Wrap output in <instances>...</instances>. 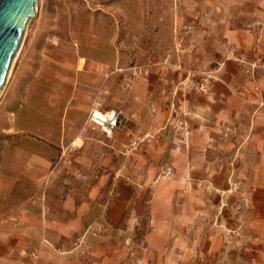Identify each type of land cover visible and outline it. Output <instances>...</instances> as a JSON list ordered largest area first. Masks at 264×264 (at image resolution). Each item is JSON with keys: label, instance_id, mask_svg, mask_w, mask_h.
Instances as JSON below:
<instances>
[{"label": "rangeland", "instance_id": "rangeland-1", "mask_svg": "<svg viewBox=\"0 0 264 264\" xmlns=\"http://www.w3.org/2000/svg\"><path fill=\"white\" fill-rule=\"evenodd\" d=\"M35 5L0 90V264H53V255L68 249L84 260L100 252L111 260L117 252L122 264H254L264 231L251 208V182L231 172L214 179L211 166L204 179L183 180L182 166L170 158L172 146L192 135L184 140L177 125L183 120L191 132L196 115L185 103L208 92L219 63L240 62L236 87L252 82L264 99V0ZM95 105L121 112L118 132L87 127ZM241 121V129L238 121L226 130L223 144L243 141ZM235 162L221 170L233 171ZM54 189L76 191L95 213L63 236L64 244H36L38 230L25 235L18 220L38 211L44 226L42 193ZM92 189L93 198L86 193ZM115 204L125 210L116 226L108 213ZM182 215L187 226L180 230ZM150 232L154 254L144 250ZM163 232L172 243L162 248ZM181 232L186 241L177 243Z\"/></svg>", "mask_w": 264, "mask_h": 264}, {"label": "crops", "instance_id": "crops-1", "mask_svg": "<svg viewBox=\"0 0 264 264\" xmlns=\"http://www.w3.org/2000/svg\"><path fill=\"white\" fill-rule=\"evenodd\" d=\"M231 35L232 37L236 36ZM247 37L243 36L245 41L249 42ZM262 38L264 40V32ZM241 69V64L237 60L227 59L219 63L215 69L216 77L210 83L208 92L201 97L194 98L191 102L187 101L185 103V106L196 115V118L191 121L192 135L185 145L178 144L176 146L175 144V147L172 146L173 159L170 158V160L182 166L178 174L183 180L190 176L204 179L211 166L216 168V171H211V174L216 173L214 179H218L223 174L229 176V172H231L232 175H238L240 179L251 182V208L258 229L264 231V99L260 93L254 90V83L252 82H249L247 87L243 89L236 87ZM135 116V119L139 117L138 114H135ZM241 120L247 126L242 135L243 141L241 142L236 138L235 141L237 142L234 141L232 145L230 144L231 146L223 144V135L226 134V130H230L229 133H231V129H235L238 121L240 122L238 129H241L243 127ZM87 127L90 129L89 125ZM119 129L120 127L114 133L118 132ZM241 131L243 132V130ZM120 132L123 133L122 130ZM131 132L132 135H135L138 129L132 126ZM120 139H122L121 136ZM230 147L234 148V152L224 154V151ZM174 148L176 151H174ZM244 158L248 160L246 161ZM231 160H236L235 164L238 167L233 171L227 169V173L221 170L220 166L230 164ZM60 193L63 194L58 189L44 190L42 193V198H47L45 207L49 210L44 226L38 211L34 214L29 212V215H24L18 220L17 225L23 229V234L30 235L32 229L38 230L36 244L43 239L50 244H64L63 240L65 238L63 236H66V240L69 239L70 233L74 232L75 229L85 227L91 220L92 216L90 218L89 216L94 212L89 206L91 202L87 203V200L78 202L76 200L77 192L73 190L67 191L63 195ZM86 193L93 198L96 195V190H87ZM60 195L61 199H57L56 196ZM116 195L120 194L117 193ZM100 207L99 212L107 209L105 205ZM124 211L123 206L110 205L108 208L110 224L116 226L123 217ZM183 217V215L180 216L181 220H179L180 230L187 226V220ZM171 223L170 219L169 221H163V224L167 227H170ZM43 228L45 229L44 235L42 233ZM182 232L179 233L177 243L186 241V237L181 235ZM162 234L163 236L161 235L162 238L158 240V243L162 244L163 248L164 245L171 244L172 239L169 233L163 232ZM153 236L154 233L152 232L146 235L144 250L149 254H154L152 244L156 242ZM22 240L26 242L25 238H22ZM259 240L263 248L259 251L258 259L254 264H264V236L262 235ZM20 242L14 246L15 254H20V251H22ZM65 251L66 253L63 255H53L55 258L53 264H122L121 261L117 260V252L111 260L107 259L106 252L98 253V258L90 257L84 260L75 257L69 249Z\"/></svg>", "mask_w": 264, "mask_h": 264}, {"label": "water", "instance_id": "water-1", "mask_svg": "<svg viewBox=\"0 0 264 264\" xmlns=\"http://www.w3.org/2000/svg\"><path fill=\"white\" fill-rule=\"evenodd\" d=\"M37 0H0V90Z\"/></svg>", "mask_w": 264, "mask_h": 264}, {"label": "built area", "instance_id": "built-area-1", "mask_svg": "<svg viewBox=\"0 0 264 264\" xmlns=\"http://www.w3.org/2000/svg\"><path fill=\"white\" fill-rule=\"evenodd\" d=\"M122 120L121 112L118 110H101L99 105H95L87 116V124L93 130H100L102 133L112 134L120 125ZM178 129L181 130L182 137L186 140L191 132L188 130L183 120L177 122Z\"/></svg>", "mask_w": 264, "mask_h": 264}, {"label": "bare ground", "instance_id": "bare-ground-1", "mask_svg": "<svg viewBox=\"0 0 264 264\" xmlns=\"http://www.w3.org/2000/svg\"><path fill=\"white\" fill-rule=\"evenodd\" d=\"M34 10L36 11V5L35 4H34ZM13 63L14 62L12 61V64L9 66V69H8V72H7V75H6V79H5V85L8 83V81H9V79L11 77Z\"/></svg>", "mask_w": 264, "mask_h": 264}]
</instances>
